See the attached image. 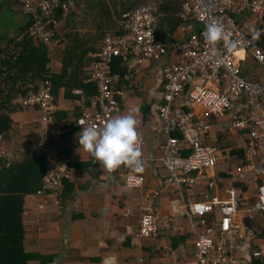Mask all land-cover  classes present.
Masks as SVG:
<instances>
[{"label":"built area","instance_id":"2783aa9c","mask_svg":"<svg viewBox=\"0 0 264 264\" xmlns=\"http://www.w3.org/2000/svg\"><path fill=\"white\" fill-rule=\"evenodd\" d=\"M6 1L28 23L29 37L48 47L58 43L60 19L82 0ZM237 15L243 17L238 20ZM157 18L154 3L139 5L121 15L120 34L100 40L86 67L85 82L94 86V95L89 107L68 126L102 127L116 117L119 105L115 85L120 78L112 72V59L131 58L133 73H139L145 63L159 65L160 101L152 109L159 122L158 135L163 139L161 162L167 174L157 190L142 196L134 236L154 238L169 232L172 218H158L157 195L178 189L188 224L195 230L192 254L179 264H264V248L254 242L262 237L253 233L256 225H260V232L264 229V84L243 77L240 66L250 59L264 72V51L257 45L258 36L264 33V0H182L179 18L193 20L201 28L176 44L177 62L167 60L169 48L156 37ZM211 23L223 32L214 44L204 36ZM49 89L48 81H38L35 91L18 97L16 103L19 109L36 108L40 112L36 139L27 148L44 156L45 168L35 194L48 195L53 204H58L70 167L65 157L47 149L51 138L62 131L53 121L56 107ZM225 115L229 119L226 128L243 137V156L234 164L230 155H223V135L212 130L211 121ZM225 157L231 164L227 173L232 179L257 185L253 197L245 196L235 185L224 188V197L199 189L201 184L211 188L217 185V178L208 176L207 171ZM9 158L0 148V161L6 165ZM122 181L129 188L143 185L142 175L133 172L124 173ZM246 230L254 234L249 239L254 247L239 256L238 246L246 240Z\"/></svg>","mask_w":264,"mask_h":264},{"label":"crops","instance_id":"0c3cea01","mask_svg":"<svg viewBox=\"0 0 264 264\" xmlns=\"http://www.w3.org/2000/svg\"><path fill=\"white\" fill-rule=\"evenodd\" d=\"M15 12L20 19L13 17ZM236 17L240 20L243 16ZM2 18L4 21L0 24V47L6 48L5 55L14 54L18 51L14 43L21 37L20 30L26 21L17 8L6 0H0V19ZM200 28L201 25L193 20H181V24L175 28L171 25L161 27V33H168L162 41L169 48V62H177L176 44ZM9 40L12 41L10 44ZM99 42L97 41L93 49L88 50L82 57L79 74L76 72V75L82 78L81 86L71 87V80L65 76H71L75 72L72 67H66L62 78L66 84L52 95L56 107L53 121L62 131L51 138L47 149L57 157L67 159L70 173L64 182V190L58 204H53L48 195L31 193L23 196L22 246L23 251L31 256L27 264H179L192 254L195 230L188 224L178 189L164 190L157 195L158 218L167 215L172 218V227L167 230L169 232L163 231L154 238L134 236L142 196L157 190L167 174L161 162L163 139L158 135L159 122L152 109V105L160 101V66L145 63L139 73H133L135 65L131 58L113 61L111 65L112 70L120 77L115 85L119 105L116 117L127 114L133 106L139 107L140 124L137 131L141 138V159L144 161V171L138 173L143 177L141 188H129L124 185L122 175L132 172L128 167L121 166L115 172L109 173L100 163L93 161L94 158L79 146L77 134L83 127L68 126L89 107L94 95V86L85 82L86 67L91 61V55L97 52ZM44 47L47 73L43 77L48 79L51 75L59 74L61 68L68 65V53H65V41L59 45ZM5 55L2 54L0 60L6 57ZM11 60L13 61V57ZM72 63L76 64V58ZM240 66L247 79L256 81L257 65L252 60L246 59ZM12 75L13 72L9 74ZM125 76H128L127 81L123 80ZM38 81L42 80L32 77L19 82L17 80L14 86H1L4 92L12 93L8 103L14 107L8 115L9 129L0 136V148L10 155V162L32 154L27 148L36 139L40 112L36 108L19 109L16 100L20 96H26L20 92L27 93V89L31 88L29 83H34L36 87ZM259 82L264 84V78ZM88 87H92V90ZM73 90H79L80 94H74ZM228 120L225 115L214 118L211 123L214 125L213 132L224 137L223 155H230L234 164L242 158L243 137L241 133L226 128ZM229 165L230 161L225 157L215 167L210 168L207 171L208 176L217 178V185L211 188L201 184L199 189L203 192L213 191L215 195L224 197V188L238 183L227 173ZM245 186L246 190L243 192L249 198L258 192L256 184L249 183ZM253 233L254 236L262 233L260 225H256ZM245 235L246 240L238 246L239 256L254 247V243L249 240L251 232L246 230ZM254 242L264 248V238Z\"/></svg>","mask_w":264,"mask_h":264},{"label":"trees","instance_id":"16d2710c","mask_svg":"<svg viewBox=\"0 0 264 264\" xmlns=\"http://www.w3.org/2000/svg\"><path fill=\"white\" fill-rule=\"evenodd\" d=\"M83 1H88V4L82 10H78V7L76 8L78 2L74 8L69 9L63 16L67 31L63 34L62 40L63 42L65 41V53H68L66 56L69 63L61 68L59 74L51 75L48 79H44L43 75L47 73L46 48L29 37L26 32L28 27L27 22L20 30L21 37L14 43V46L18 48L17 52L5 55L6 48L2 49L0 47V56L2 54L6 56L0 60V136H3L9 129L10 121L8 115L14 109L11 103H8L10 102L12 93L10 91L4 92L1 90V86L5 84L14 86L17 80L19 82L25 78L29 79L33 77L34 79L48 81L50 83L49 91L54 95L58 88L66 84L62 80L66 73V67H72L73 72H75H72L73 75L71 76H65L71 80V87L81 86L80 82L82 78L78 74L79 67L82 64V57H84L88 50L93 49L96 42H99L104 36L120 34L118 21L121 15L139 5L148 2L155 4L157 15H159V18H157L159 31H156V37L159 39L163 40L168 36V33H161V27L164 28L167 25H171L175 28L181 24V19L179 18L180 3L178 0H111V7L113 9L116 6L121 7L124 4H128L124 10L116 14L109 13L108 6L104 4V0ZM95 12H97L98 19L94 33L83 36L73 33L72 28L75 27L76 20L82 16V13L90 18ZM111 15L116 16L114 23L110 20ZM70 29L71 31L68 32ZM11 42L9 40L8 44ZM257 45L264 51V33L258 36ZM70 54L72 55L70 56ZM12 57L13 61L11 60ZM75 58L76 64L72 63V60L75 61ZM118 60L115 58L112 59V62ZM12 72L13 77L9 76ZM76 72L78 73L77 75ZM112 72L115 73L113 70ZM242 75L246 77L243 72ZM256 82L261 83L259 80H256ZM29 84H31V88L27 89V93L26 91L20 92L22 95L35 91L36 87L33 85L34 83ZM89 89L92 90V87ZM44 168L43 153L37 151L23 156L18 161L9 162L6 165L2 160L0 161V264H27V261L31 257L23 251L22 246V200L25 194L35 193L39 188ZM64 182L65 180L63 184ZM234 185L241 187L242 191L246 190L245 184L237 183ZM261 235H264V229Z\"/></svg>","mask_w":264,"mask_h":264},{"label":"clouds","instance_id":"9594fccd","mask_svg":"<svg viewBox=\"0 0 264 264\" xmlns=\"http://www.w3.org/2000/svg\"><path fill=\"white\" fill-rule=\"evenodd\" d=\"M204 36L214 44L223 37V32L220 26L211 23L206 26ZM139 114V107L133 106L127 114L106 121L102 127H84L77 134L79 146L109 173L121 166L128 167L133 173L143 172L141 138L137 131Z\"/></svg>","mask_w":264,"mask_h":264},{"label":"rangeland","instance_id":"374dc122","mask_svg":"<svg viewBox=\"0 0 264 264\" xmlns=\"http://www.w3.org/2000/svg\"><path fill=\"white\" fill-rule=\"evenodd\" d=\"M111 3L112 1L111 0H104V4H106L108 6V10H109V13L111 14H116L117 12L119 11H122L125 9L126 5L128 4H124V6H116L115 9H113L111 7ZM180 3V6H181V3L182 2H179ZM88 4V1H81L77 4L76 8L78 7V10H82L84 8V6H86ZM179 6V8H180ZM15 14H13V17L17 18V19H20L19 15L17 14V12H15ZM116 16L114 15H111L110 17V20L114 23V18ZM237 18V17H236ZM86 19V20H84ZM89 19V20H88ZM97 19H98V15H97V12H95L90 18H88L84 13H82V16L81 17H78V19L76 20V24H75V27L72 28L73 29V33H77L79 36H83L85 34L89 35L90 33H94V28H96V22H97ZM6 20V19H5ZM84 20V21H83ZM4 19H0V24L3 23ZM14 21V19H13ZM82 21V22H81ZM117 21V19H116ZM65 31H67L66 27H65V23H64V19H60V28H59V33H58V36L56 37L58 43L57 45L59 44H62L63 43V34L65 33ZM71 31L68 30V32ZM13 32H14V29H13ZM61 46V45H60ZM256 72H257V75L255 76L256 80H259L261 81L264 77L263 75V70L257 66L256 68ZM212 217H210V220H211ZM262 234V233H261ZM261 234H258L257 236L258 237H262L264 238V235L262 236Z\"/></svg>","mask_w":264,"mask_h":264}]
</instances>
